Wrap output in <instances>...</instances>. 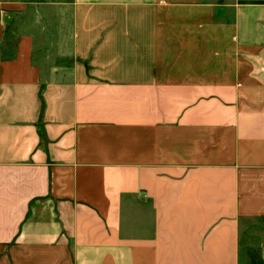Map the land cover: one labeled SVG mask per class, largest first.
<instances>
[{"label": "crops", "instance_id": "crops-1", "mask_svg": "<svg viewBox=\"0 0 264 264\" xmlns=\"http://www.w3.org/2000/svg\"><path fill=\"white\" fill-rule=\"evenodd\" d=\"M45 6L0 0V264H264V0Z\"/></svg>", "mask_w": 264, "mask_h": 264}, {"label": "rangeland", "instance_id": "rangeland-1", "mask_svg": "<svg viewBox=\"0 0 264 264\" xmlns=\"http://www.w3.org/2000/svg\"><path fill=\"white\" fill-rule=\"evenodd\" d=\"M48 1H51V0H22V7L23 9L25 8L24 11L22 12L23 15H20L13 10L14 12H12V15H13L12 19L19 18L22 20L24 19L26 20L27 18L33 17L36 13L44 11L43 8L47 7L45 6V3H48ZM55 1H58V0H55ZM65 1L68 2V0H62V2H65ZM65 18H66V21H69V15H67ZM62 21H64L63 17H62ZM252 256L257 257L255 253ZM255 260L256 259H254V264H255Z\"/></svg>", "mask_w": 264, "mask_h": 264}, {"label": "water", "instance_id": "water-1", "mask_svg": "<svg viewBox=\"0 0 264 264\" xmlns=\"http://www.w3.org/2000/svg\"><path fill=\"white\" fill-rule=\"evenodd\" d=\"M251 264H254V259L251 260Z\"/></svg>", "mask_w": 264, "mask_h": 264}]
</instances>
